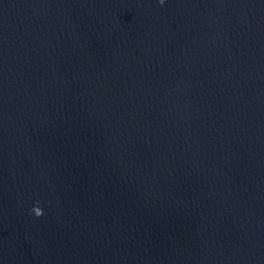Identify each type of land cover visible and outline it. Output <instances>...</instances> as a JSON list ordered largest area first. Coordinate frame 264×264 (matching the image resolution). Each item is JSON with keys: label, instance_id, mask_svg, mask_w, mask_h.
Masks as SVG:
<instances>
[{"label": "water", "instance_id": "obj_1", "mask_svg": "<svg viewBox=\"0 0 264 264\" xmlns=\"http://www.w3.org/2000/svg\"><path fill=\"white\" fill-rule=\"evenodd\" d=\"M0 264H264V0H0Z\"/></svg>", "mask_w": 264, "mask_h": 264}, {"label": "clouds", "instance_id": "obj_2", "mask_svg": "<svg viewBox=\"0 0 264 264\" xmlns=\"http://www.w3.org/2000/svg\"><path fill=\"white\" fill-rule=\"evenodd\" d=\"M166 0H159V4L163 6ZM32 213L35 215L36 218H40L43 215L42 209L37 205L32 209Z\"/></svg>", "mask_w": 264, "mask_h": 264}]
</instances>
